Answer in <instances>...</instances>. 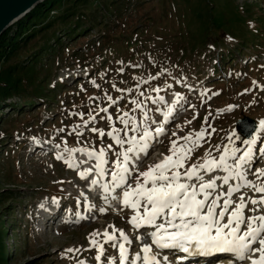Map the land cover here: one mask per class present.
I'll use <instances>...</instances> for the list:
<instances>
[{
    "label": "rangeland",
    "instance_id": "obj_1",
    "mask_svg": "<svg viewBox=\"0 0 264 264\" xmlns=\"http://www.w3.org/2000/svg\"><path fill=\"white\" fill-rule=\"evenodd\" d=\"M98 1L91 9V15L101 16L96 25L88 22L77 28L71 24L69 30L58 32L59 45L64 48L58 53L59 47L51 42L46 49L49 55L38 62V66L44 63L51 66L43 79L48 81L43 87L42 84L31 87L30 92L51 102L34 97L25 102L14 95L5 100L10 103L8 106L0 108V198L6 204L0 212L7 226L4 243L8 264H79L80 261L108 264L107 258H116L119 264L118 249L111 246V241L105 243L104 233L107 230L112 234L115 229L128 235L133 228L129 220L134 211L117 205L105 209L101 199L106 196L99 193L101 199L92 196L78 174L94 169L96 160L82 152L66 153L65 148H104L109 163L101 177L105 176L102 184L107 185L112 183L111 172L116 170L114 162L119 159L117 153L129 144L115 145L111 137L101 136L92 129H103L105 133L112 127L123 129L125 125L118 117L124 113H128L126 119L134 117L133 123L140 129L149 126L155 129L163 124L166 133L152 142L149 156L132 171L134 177L150 165L162 162L170 154L171 141L189 134L195 138L197 132L205 133L201 146L180 172L192 164L203 163L210 158L207 153L219 159L225 146L236 147L240 150L237 154H242L248 146L236 144L235 137L229 140L234 122L245 115L257 123L264 119V0ZM57 14L53 9L50 17ZM257 27H261L257 33L252 32ZM15 29L16 23L10 31ZM41 34L30 41L33 43ZM39 42L21 48L19 56L10 58L5 65H13L38 47ZM51 52H54L52 56ZM42 55L45 56L43 52ZM91 61H95L98 69L94 70L98 73L92 74ZM231 62V69L226 68L225 63ZM192 64L198 67L187 70ZM33 74L29 72L28 77L32 78ZM109 96L116 103L109 101ZM133 100L137 103H132ZM170 103L174 104L175 114L164 123ZM228 105L238 107L227 111ZM105 108L107 111H102ZM120 135L123 137L124 132ZM132 135L138 133L128 132L125 139ZM35 141L43 142L46 148L34 150L31 144ZM109 145L113 147L109 149ZM252 147L254 158L245 169L247 178L260 184L264 178L257 179L253 172L264 169V153L260 151L264 149V132ZM58 154L64 159H57ZM79 156L85 161L83 164L78 161ZM91 174L97 173L93 170ZM207 174L204 178L217 179V193L227 191V185L218 179L227 174L223 169ZM181 180L189 182L184 177ZM3 181L7 184H2ZM129 182L134 186L131 178ZM229 183L240 181L233 179ZM118 190L120 196L122 190ZM5 195L13 200L9 201ZM241 195L247 201L264 193L241 188L232 199L237 201ZM117 201L121 203L120 199ZM54 206L59 209L49 220ZM7 207L13 210L12 216L7 214ZM231 207L235 204L230 210ZM252 207L249 203L248 208ZM248 208L245 216L254 215ZM115 235L118 237L119 231ZM91 240L105 249L100 261L95 259L97 247L91 245ZM135 250L132 243L129 261L139 253ZM248 263L245 260L238 264Z\"/></svg>",
    "mask_w": 264,
    "mask_h": 264
},
{
    "label": "snow or ice",
    "instance_id": "obj_2",
    "mask_svg": "<svg viewBox=\"0 0 264 264\" xmlns=\"http://www.w3.org/2000/svg\"><path fill=\"white\" fill-rule=\"evenodd\" d=\"M247 91L245 89V92ZM215 94L218 95V93ZM108 100L112 101V98L109 96ZM112 103L116 102L112 101ZM132 103L137 102L133 100ZM139 106L137 104V107ZM236 107L238 106L228 105L226 110L232 111ZM102 111L106 112L107 109H102ZM173 112V108L168 109L164 123L169 121ZM126 117L128 113L118 117L121 124L125 125L123 129L112 127L107 133L103 129L94 128L92 130L99 132L101 136L106 134L111 137L115 145L123 147L126 143L129 144L123 152L117 153L119 159L114 162L116 170L111 172V191L122 190L119 197L114 196L113 198L120 199L122 208H131L134 211V215L129 220L133 228L135 230L146 227L154 229L147 233L151 237L152 245H155L157 249H176L186 254L178 260L186 259L188 256L230 253L240 261H248L249 264H264V212L261 211V208H264V195L259 198L249 197L247 201L244 195L239 196L237 201L232 199L233 194L240 192L241 188L264 193V182L257 184L249 180L248 170L245 169V165H250L254 158L252 146L260 139V133L264 132V119L258 122L257 129L253 130L249 138H243L242 133L236 131H233L229 137L230 141L233 137L241 139V142L248 146L242 154H237L240 150L236 147L225 146L219 159L211 158V154L207 153L210 158L205 159L203 163L192 164L180 172L179 169L184 168L195 149L201 146L205 133L197 132L195 138L189 134L171 141L170 154L166 155L162 162L150 165L146 171L133 177L132 171L135 165L130 168L133 159L138 158L141 153L147 155L152 142L163 136L166 129L163 124L155 129L150 126L140 129L133 123L134 117L131 120ZM108 119L111 120V117ZM121 132H124L123 137L120 135ZM128 132L138 133V135L125 139ZM173 135L176 134L173 133ZM179 140L185 143L179 144ZM112 147L113 145L108 146L109 149ZM260 151L264 153V149ZM65 152L69 154L82 152L96 160L94 169H86L78 173L81 179H87L93 170L100 176L105 174V165L109 161L104 148L89 150L66 147ZM57 159H64V156L58 154ZM229 161L232 163L230 164ZM217 169H223L227 173L222 178H218L223 180L224 185H227L226 192L217 193L219 187L217 179L210 177L205 180L204 178L203 173L214 172ZM253 175L257 179L264 178V169H255ZM181 177L189 182H182ZM130 178L134 181V186L129 182ZM233 179L239 180L240 183H229ZM98 183L96 179L91 180L92 185ZM103 190L106 193L110 191L107 185ZM249 203L254 207L248 208ZM233 204L235 207H231L230 210ZM246 208L254 215L245 216ZM141 209H143L142 212ZM226 214L227 220L225 221ZM115 231H119L118 237ZM96 234L92 233L93 236ZM104 236L105 243L111 241V246L118 249L119 264H137L138 261L141 264H162V262L172 264L167 255L161 257L160 253H153L152 245H142L141 251L133 255L129 261L131 238L123 230L115 229L112 234L105 230ZM136 239L142 240L143 237L137 236ZM90 243L93 247H97L98 254L95 259L100 261L105 253L103 245H97L95 240H91ZM67 251L74 250L68 249ZM107 259L108 264H116V258ZM79 264H84V261H80Z\"/></svg>",
    "mask_w": 264,
    "mask_h": 264
},
{
    "label": "trees",
    "instance_id": "obj_3",
    "mask_svg": "<svg viewBox=\"0 0 264 264\" xmlns=\"http://www.w3.org/2000/svg\"><path fill=\"white\" fill-rule=\"evenodd\" d=\"M113 2L114 0H104ZM95 4H99L98 0H45L42 4L37 5L31 12L16 23V29L10 31L7 28L0 35V100L19 95L22 97H29V88L38 87L43 84V79L46 77L47 71L36 73L34 71L36 64L38 63L42 46L49 42L51 38L56 35V31H61L62 24H69V18L71 16H78L84 14H90L92 7ZM107 4V3H106ZM58 8V14L50 19V10L52 8ZM97 9V7H95ZM50 19V22L48 21ZM53 20L60 24L59 27L53 29L51 24ZM48 22V23H47ZM92 22V19H91ZM74 23V21H73ZM75 24V23H74ZM40 25V28H37ZM261 28L257 27L256 31ZM39 32H43L40 37L36 38V41H42L39 47L25 53L19 60L15 61L13 65H5L10 58L18 57L22 52L20 49L28 47L29 42ZM26 50H24L25 52ZM33 71L34 74L28 77L29 72ZM7 191V190H5ZM10 198V196L5 195ZM0 208H5L6 204L1 202ZM7 209V208H6ZM3 212H0V264H6L7 250L5 238L7 236V226L3 219ZM16 241V239H15ZM20 258V257H19Z\"/></svg>",
    "mask_w": 264,
    "mask_h": 264
},
{
    "label": "water",
    "instance_id": "obj_4",
    "mask_svg": "<svg viewBox=\"0 0 264 264\" xmlns=\"http://www.w3.org/2000/svg\"><path fill=\"white\" fill-rule=\"evenodd\" d=\"M41 1L42 0H0V35L14 21L21 18ZM252 124L253 121L245 118L236 123L246 137H248L251 131Z\"/></svg>",
    "mask_w": 264,
    "mask_h": 264
},
{
    "label": "bare ground",
    "instance_id": "obj_5",
    "mask_svg": "<svg viewBox=\"0 0 264 264\" xmlns=\"http://www.w3.org/2000/svg\"><path fill=\"white\" fill-rule=\"evenodd\" d=\"M174 96V95H173ZM174 102V101H173ZM42 151V150H41ZM88 162V161H87ZM80 163H82V162H80ZM83 164V163H82ZM89 164V163H88ZM93 166V165H92ZM92 166H90V167H92ZM204 176H206V177H208V174L207 175H204ZM99 194L98 195H100L101 193L100 192H98ZM103 195V194H102ZM56 208V209H55ZM55 209V210H54ZM58 209H59V207H58ZM58 209H57V207H53V210H50V214H51V216L50 217H47V219L49 218V220H51L50 218H54L56 215V213H57V211H58ZM55 215V216H54ZM227 220V217H225V221ZM131 237H133V235L131 236ZM180 254V253H179ZM178 258V257H177ZM234 258H236L233 254H232V256H230V257H225V258H223L219 263H227V264H233L234 262H236L235 260H234Z\"/></svg>",
    "mask_w": 264,
    "mask_h": 264
}]
</instances>
